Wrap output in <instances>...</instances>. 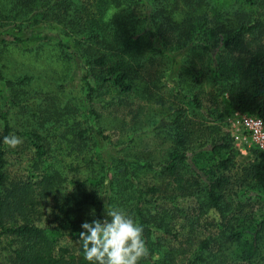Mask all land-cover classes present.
<instances>
[{"label":"trees","instance_id":"obj_1","mask_svg":"<svg viewBox=\"0 0 264 264\" xmlns=\"http://www.w3.org/2000/svg\"><path fill=\"white\" fill-rule=\"evenodd\" d=\"M240 1L248 7L264 6V0ZM213 10L214 0H0V28L49 26L77 41L87 65L85 120L99 122L94 104L97 97L104 101L105 91L114 90L122 104V96L130 97L147 74L148 64H168L172 51L199 45L211 51L212 77L220 80L219 91L227 94L231 111L264 121V8L212 15ZM22 78L8 79L0 68V81L10 90L16 87L0 104V264H88L78 240L80 224L92 218V210L103 216L105 206L122 208L143 225L149 256L139 264H228L227 251L232 249L238 251L240 262L230 264H263L259 240L264 219L254 224L246 204L227 201L237 186L258 190L264 204L263 150L255 148L253 158L231 174L240 152L230 134L219 130L205 147L187 152L194 126L204 133L212 128L205 119H187L183 124L188 127L176 126V146L164 162L133 165L121 156L111 162L92 149L97 135L104 134L99 129L96 133L92 123L81 122L78 106L69 103L62 113L56 111L61 117L55 120V107L37 102L16 105L18 87L27 79ZM182 87L177 85L179 91ZM184 100L198 116L203 109L199 94H184ZM109 102L113 101L105 105ZM15 107H31L29 114L42 115L46 127L61 121L65 128L57 139L39 128L19 130L11 122ZM70 113L73 123L65 119ZM180 118L178 114L176 122ZM12 134L31 145L25 174L10 171L9 153L14 148L5 145L3 137ZM73 152L77 156L68 160ZM200 159L208 165L195 164ZM145 170L151 174L147 179L140 176ZM113 172L109 189L106 182ZM56 191L62 196L51 208L52 221L39 223L40 207ZM180 216L192 227L210 217L209 225L221 230L196 240L179 222Z\"/></svg>","mask_w":264,"mask_h":264},{"label":"rangeland","instance_id":"obj_2","mask_svg":"<svg viewBox=\"0 0 264 264\" xmlns=\"http://www.w3.org/2000/svg\"><path fill=\"white\" fill-rule=\"evenodd\" d=\"M214 4L216 11H211L212 15L219 10L238 8L257 11L264 8L262 5V7H248L240 0H214ZM24 28L22 31H18L15 27L0 28V68L3 75L13 80L27 78L23 85L18 87L19 99L16 105L22 103L30 106L37 102L50 108L55 107L52 110L55 120L61 117L56 115V111L62 113L69 103L78 106L83 113L81 122L92 123L96 133L99 129L104 134L97 135L96 147L92 149L98 150L111 162L120 156L133 165L145 164L147 161L155 164L164 162L176 146L174 138L177 132L176 126L179 124L188 127L183 124L187 119H192L193 122L205 119L204 124L212 127L209 132L204 133L194 126L192 139L187 143V152L205 147L206 140L213 139L221 130L230 134L235 148L240 152L237 168L231 174L239 173V169L253 158L252 151L257 148L256 144L249 139L247 131L237 122L236 112L229 108L227 94L220 93V80H214L212 77L214 66L211 51L204 50L199 45L195 48L190 46L183 51L179 49L172 51L168 55V64L166 61L148 64L147 74L140 78L134 93L130 97L122 96L124 103H118L120 97L114 90H111L110 94L109 91H105L104 101L99 97L96 98L94 109L100 115V120L93 122L92 117L85 120L89 109L85 97L87 87L83 79L87 65L82 59L77 41L66 36L61 30L49 26L37 25ZM18 36L21 37L22 42L14 41V37ZM62 41L65 46L60 44ZM200 42L207 41L200 40ZM204 68L208 70L205 72ZM177 85L183 86L180 91ZM11 90L16 92V87ZM11 90L0 81V104L3 96ZM192 91L199 94L203 104L198 116L193 114L191 106L188 105L187 100H184V94L191 95ZM148 94L151 96L148 97ZM107 101L113 102H109L106 106ZM30 108L27 111L18 107L11 110V122L15 128L19 130L27 127L39 128L42 134H51L53 138L65 128L60 127L65 123L61 121L54 127L44 126L42 115L32 117L29 114ZM178 114L181 118L176 122ZM45 117L47 118V114ZM65 119L67 121L70 119L69 123H73L74 114H68ZM72 151L74 150L68 152ZM69 154L71 156L68 160L77 156L75 152ZM32 155L30 144L21 143L18 148L15 147L9 153V167L12 174H25L26 165ZM193 161L191 158L192 163ZM195 164L207 166L208 162L200 159ZM140 176L147 179L151 174L145 170ZM112 178H115L114 172L109 175L106 182L109 189ZM111 193L112 191L109 194ZM61 196L62 191H56L50 199L44 201L40 207L42 222L39 223L52 221L51 208ZM227 201L246 204L247 211L253 213L254 224L264 219V204L258 190L250 191L245 187L238 189L235 186L228 193ZM178 219L180 223L187 225L186 230L196 240L214 236L221 230L220 227L209 225L212 222L210 217H204L193 227L189 226V220H184L182 216ZM237 253L236 249L227 251L228 264L240 262ZM259 257L264 264V230L259 240Z\"/></svg>","mask_w":264,"mask_h":264},{"label":"clouds","instance_id":"obj_3","mask_svg":"<svg viewBox=\"0 0 264 264\" xmlns=\"http://www.w3.org/2000/svg\"><path fill=\"white\" fill-rule=\"evenodd\" d=\"M3 143L15 148L21 139L6 135ZM102 212L98 216L92 210V218L80 224L78 240L88 264H139L149 256L142 224L119 207L105 206Z\"/></svg>","mask_w":264,"mask_h":264},{"label":"built area","instance_id":"obj_4","mask_svg":"<svg viewBox=\"0 0 264 264\" xmlns=\"http://www.w3.org/2000/svg\"><path fill=\"white\" fill-rule=\"evenodd\" d=\"M237 122L247 131L249 139L264 151V121L249 114L236 113Z\"/></svg>","mask_w":264,"mask_h":264}]
</instances>
